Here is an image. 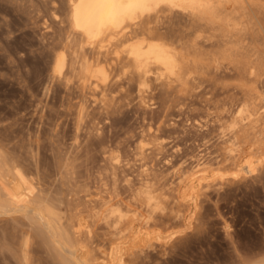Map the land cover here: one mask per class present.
I'll return each mask as SVG.
<instances>
[{
	"label": "rangeland",
	"instance_id": "1",
	"mask_svg": "<svg viewBox=\"0 0 264 264\" xmlns=\"http://www.w3.org/2000/svg\"><path fill=\"white\" fill-rule=\"evenodd\" d=\"M254 2L244 50L226 57L223 46L202 42L190 84L153 82L139 96L136 81L121 75L96 87L54 71L71 39L69 0H0V147L34 182L38 199L56 206L75 259L97 264L141 227L151 245L130 249L124 264H264V0ZM88 49L87 62L96 63L102 56ZM244 61L253 74L242 71ZM242 100L252 121L234 137L227 126ZM234 143L235 157L227 151ZM250 156L262 159L253 174L233 176V162ZM199 159L211 166L209 180L194 204L180 202L177 188ZM111 204L128 214L110 212ZM38 228L21 212L1 215L0 264H61Z\"/></svg>",
	"mask_w": 264,
	"mask_h": 264
},
{
	"label": "bare ground",
	"instance_id": "2",
	"mask_svg": "<svg viewBox=\"0 0 264 264\" xmlns=\"http://www.w3.org/2000/svg\"><path fill=\"white\" fill-rule=\"evenodd\" d=\"M254 1L69 0L68 21L71 25V39L65 45L68 52L62 50L56 55L53 65L54 71L59 77L65 80H68L71 75L84 76L86 79L85 82L91 79L96 87L98 86V82L108 86V82L110 83L111 80L117 81L121 75L125 77L128 82L136 81L139 96H141L142 92H146L148 88L152 87L151 83L153 82H159L158 85H160L161 82H165L168 85L172 83H182L184 85V83H187V79L189 77L191 78L197 69L200 70L199 66L202 59L200 44H202V42L203 44L204 42H208L210 46L221 45L226 52L227 50L234 52V50H237V46H239L240 52L242 51L241 49L244 50L242 41L244 42L246 38L245 35L248 33V26L253 21H251V19H253L252 15L255 14L254 10L256 7L253 8L252 5L258 4ZM257 11L258 10H256V12ZM261 11L262 10H260V12ZM257 16L259 18L261 13L260 16L259 14H257ZM254 19H256V17ZM260 20H262V18L259 19V21ZM88 48L95 49V51H97L95 53L102 56L100 59H96V63L87 62ZM207 52L208 51H206V53ZM228 55L231 56V54L227 52L226 57ZM232 55H234V53ZM246 55L247 54L244 56L247 57ZM244 56L240 55V58L242 57L243 59L245 58ZM206 59H208V56ZM238 62H236L237 65ZM251 62L248 63L244 61L242 71H247L250 68L249 65L253 63ZM252 66L255 68L253 64ZM202 68L204 70V67ZM254 71H256V69H254ZM249 73L250 72L247 71L246 74ZM253 73L254 72L250 74ZM84 78L82 79L84 80ZM248 100L247 102H249ZM247 102L242 100L241 105L236 110L234 119L232 118L233 120L231 122L229 121V126H227L235 132L234 137H236L241 122L252 121L251 116L253 114ZM227 129L229 130V128ZM0 141L2 140L0 139ZM3 142L4 141L0 143L3 144ZM231 142L234 141H230V143ZM2 144H0L1 147L3 146ZM231 144L233 145V143ZM1 147L0 216L6 214L11 215L14 212L23 213L29 220H32L33 223L38 224L39 228L37 234L45 239L44 242L50 245L53 244V246L57 248L61 264H84L86 259H83V263L75 259L73 255V250L71 248L73 240L69 232L62 226L61 217L56 206L49 201L42 200V198L38 199L37 188L34 182L29 179L30 177L28 178L19 164L15 163L16 160L13 161L9 157V160L13 162L7 160ZM235 148L236 144L235 147L230 146L227 151L234 155V152H239L238 149ZM252 156L242 158L238 160V162H233V165L231 164L234 168L233 176L242 173L253 174L262 159L257 156ZM209 167H211L210 164L206 161H200L199 159L197 163L189 169L187 183L184 185L185 187L183 190H180L181 187L177 188L180 202L187 203L190 201L194 204L196 200H198L197 191L200 186L202 187V183L208 179L207 169ZM143 187L144 189L142 192L145 193L149 203L151 202L154 208H159L158 196L152 193L150 186L145 182ZM180 202L178 204H180ZM107 203L109 202L107 201L106 204ZM110 207L112 208L110 212L117 213L122 219L123 215L128 214V210L124 211L121 205L117 204L114 207L111 204L109 205V209H111ZM178 212L179 211H177V213ZM180 214H178V216ZM113 216L114 214L112 217ZM114 217L115 219L118 218V216ZM189 218L190 217H185V220L189 221ZM105 221L108 224V221ZM115 222H117L118 226L119 222ZM109 224L111 225L110 222ZM113 229L115 228L113 227ZM130 236V241L124 237L121 240L118 239L119 241L115 244H112L110 249L102 254L97 264H124L126 261L124 259L125 254L129 252L130 249L137 246L139 247L141 243H143V245L148 243L151 245V232L147 231L145 228L136 227L132 230ZM156 240L160 243H164V241L167 242L168 239L166 240V237L158 234Z\"/></svg>",
	"mask_w": 264,
	"mask_h": 264
}]
</instances>
